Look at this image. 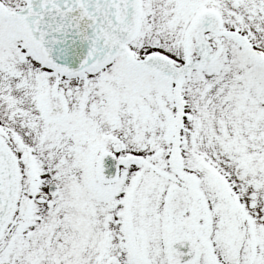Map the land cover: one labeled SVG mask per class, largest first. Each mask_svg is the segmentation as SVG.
<instances>
[{"label":"snow or ice","instance_id":"1","mask_svg":"<svg viewBox=\"0 0 264 264\" xmlns=\"http://www.w3.org/2000/svg\"><path fill=\"white\" fill-rule=\"evenodd\" d=\"M0 264H264V0H0Z\"/></svg>","mask_w":264,"mask_h":264}]
</instances>
